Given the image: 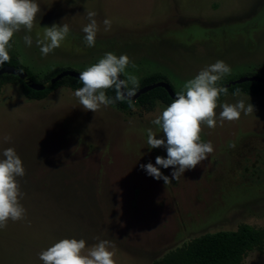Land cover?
Returning a JSON list of instances; mask_svg holds the SVG:
<instances>
[{
    "label": "rangeland",
    "instance_id": "rangeland-1",
    "mask_svg": "<svg viewBox=\"0 0 264 264\" xmlns=\"http://www.w3.org/2000/svg\"><path fill=\"white\" fill-rule=\"evenodd\" d=\"M35 2L40 12L32 31L21 28L11 42L38 82L55 69L80 73L107 52L130 58L123 79L135 75L141 84L163 76L176 94L217 60L231 68L218 87L264 77V0ZM88 11L97 13L94 47L84 43ZM105 18L112 21L109 31ZM54 23L67 24L70 33L42 56L36 40ZM75 90L63 84L38 100L25 97L18 80L1 85L0 153L13 147L22 159L26 174L17 180L26 217L0 229V264H43L38 254L62 238L84 239V254L105 240L116 264H150L206 232L242 223L264 228V94L224 95L217 126L201 125V141H211L214 152L179 181L171 178L172 167H161L171 179L165 185L141 165L167 156L146 141L149 128L163 137L151 121L168 105L131 100L127 108L115 103L86 111ZM238 100L254 111L221 124L222 105ZM240 264H264V248L249 251Z\"/></svg>",
    "mask_w": 264,
    "mask_h": 264
},
{
    "label": "clouds",
    "instance_id": "clouds-1",
    "mask_svg": "<svg viewBox=\"0 0 264 264\" xmlns=\"http://www.w3.org/2000/svg\"><path fill=\"white\" fill-rule=\"evenodd\" d=\"M39 12L40 6L35 0H0V67L11 59L8 48L14 33L21 28L31 32ZM96 15L95 11H88L90 22L82 28L84 43L88 47L95 46L99 30ZM103 24L104 30L109 31L112 21L105 18ZM69 33L67 24L54 23L45 27L43 39L36 40L41 55L47 56L59 48ZM24 42L31 46L32 37L25 35ZM129 63L127 54L117 56L113 52H107L98 62L81 71L79 80L83 86L74 92L80 106L86 111L96 112L101 106L107 107L116 101L135 96L139 79L131 74L126 80L120 78ZM230 73V66L223 60L206 66L187 80L176 98L151 121L163 133V137L157 138V134L149 128L146 145L149 149H166L167 156H157L155 164L149 162L141 165L148 175L157 180L162 179L168 185L171 179L161 172V167H172L171 178L179 181L186 170L194 169L214 152L211 141H201V125L213 129L217 126V101L222 93L226 95L228 91L226 87H218L217 82ZM113 88L116 95L115 98H110L106 95V90ZM234 95L238 96L239 90ZM253 111L254 106L251 103L246 106L243 100H238L235 104L225 103L219 113V121L222 124L224 121L239 120L241 113L249 115ZM5 140H10V137H5ZM0 156L3 157L0 158V229H3L9 220L16 222L26 217V209L20 203L23 193L17 180L26 172L15 148L3 149ZM85 248L84 239L62 238L42 250L38 256L43 264H116L115 253L110 250L108 241H99L88 248L86 254Z\"/></svg>",
    "mask_w": 264,
    "mask_h": 264
},
{
    "label": "trees",
    "instance_id": "trees-1",
    "mask_svg": "<svg viewBox=\"0 0 264 264\" xmlns=\"http://www.w3.org/2000/svg\"><path fill=\"white\" fill-rule=\"evenodd\" d=\"M8 51L11 59L4 65H11L24 70L32 80L36 81V75L28 67L21 64L18 52L11 41ZM61 70L63 69H55L44 76V79L40 83L46 86L42 90H34L28 87L16 75L0 73V88L4 82L15 79L20 82L21 91L25 97L40 100L63 84L68 85L72 89H78L83 86L79 79L72 76H64L55 83L49 84L50 79ZM262 78L264 79V77ZM159 80L168 81L163 76L151 75L144 78L138 88ZM220 87L226 86L224 84ZM226 88L228 90L227 93L239 90L252 95L264 94V81H245L229 85ZM115 95V89H109L108 97L115 98ZM224 95L223 93L220 95L217 103L221 101ZM155 100H160L169 105L174 99L162 87L153 88L136 99L141 105H151ZM131 102V100L125 99L123 101H116V104L121 108H127ZM255 248H264V228H255L249 224L242 223L235 230L206 232L194 237L182 246L167 252L161 258L152 261L150 264H240L247 253Z\"/></svg>",
    "mask_w": 264,
    "mask_h": 264
},
{
    "label": "water",
    "instance_id": "water-1",
    "mask_svg": "<svg viewBox=\"0 0 264 264\" xmlns=\"http://www.w3.org/2000/svg\"><path fill=\"white\" fill-rule=\"evenodd\" d=\"M0 73L16 75L17 77H19L23 81L24 84H26L28 87H30L34 90H42L46 86L45 84H42L40 82H36V81L32 80L30 78V76L27 75L26 71L18 69L14 66H11V65L2 66L0 68ZM64 76H72L74 78L79 79V72L71 70V69L61 70L54 77H52L50 79L49 84L55 83L57 80L61 79ZM120 78L123 79L122 76H120ZM245 81L263 82L264 79L258 75L242 76V77H239V78L231 81L230 83L226 84L225 86L228 87L229 85H233L236 83H242ZM156 87L164 88L171 98H173V99L176 98V93L174 92V90L171 87V85L169 84V82L164 81V80H159V81H156V82L146 84V85L139 87L136 90L135 96L131 97L130 99H127V98L126 99L127 100H136L141 94L146 93V92H148L151 89L156 88Z\"/></svg>",
    "mask_w": 264,
    "mask_h": 264
}]
</instances>
